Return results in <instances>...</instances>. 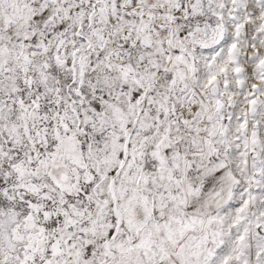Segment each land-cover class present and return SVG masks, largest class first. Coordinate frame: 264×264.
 Masks as SVG:
<instances>
[{"label": "snow or ice", "instance_id": "snow-or-ice-1", "mask_svg": "<svg viewBox=\"0 0 264 264\" xmlns=\"http://www.w3.org/2000/svg\"><path fill=\"white\" fill-rule=\"evenodd\" d=\"M0 264H264V0H0Z\"/></svg>", "mask_w": 264, "mask_h": 264}]
</instances>
